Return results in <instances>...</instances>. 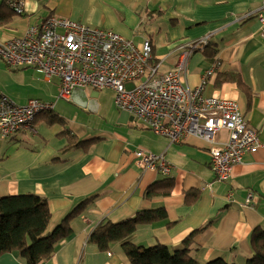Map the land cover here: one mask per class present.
Returning a JSON list of instances; mask_svg holds the SVG:
<instances>
[{
	"label": "crops",
	"instance_id": "crops-1",
	"mask_svg": "<svg viewBox=\"0 0 264 264\" xmlns=\"http://www.w3.org/2000/svg\"><path fill=\"white\" fill-rule=\"evenodd\" d=\"M263 4L264 0H25V13L0 25V42L22 35L30 24L50 15L112 29L136 44L150 38L163 72L178 67L190 43L208 37L209 42L218 44L217 56L193 50L187 58V84L197 86L203 74L214 67L204 94L237 100L260 138L259 146L234 165L225 181L217 179L211 167V144L205 139L191 135L172 142L142 123L128 132L104 131L86 137L80 136L86 131L82 123L70 126L57 112L72 133L82 139L99 137V141L89 149L63 151L69 142L58 135L62 125L51 126L43 119L15 136L0 139V194L33 192L47 196L51 229L83 198H94L72 221L71 235L60 241L51 258L39 264H128L122 244L102 250L89 242L90 233L104 219L119 222L138 210L159 206L165 207L167 218L140 225L133 242L147 246L162 243L176 249L187 234L204 226L191 245L201 264L214 258L247 264L252 252L251 232L257 226L264 227V24L258 19ZM216 58L218 62L213 63ZM4 69L0 57V72ZM225 70L239 73L254 91L250 108L249 97L237 83L215 85L217 72ZM31 72L38 83L49 87L47 96L60 91L57 77L47 79L36 70ZM7 87L0 79V93L12 99ZM100 90L91 87L86 92H98L96 99L101 102ZM128 122L130 129L135 128L134 122ZM227 137V131H220L214 145H223ZM139 147L162 154L173 164L169 177L174 188L170 195L146 196L148 186L164 175L139 166L134 155ZM249 194L252 196L247 201ZM0 264L27 261L18 251H12L0 256Z\"/></svg>",
	"mask_w": 264,
	"mask_h": 264
},
{
	"label": "built area",
	"instance_id": "built-area-1",
	"mask_svg": "<svg viewBox=\"0 0 264 264\" xmlns=\"http://www.w3.org/2000/svg\"><path fill=\"white\" fill-rule=\"evenodd\" d=\"M24 1L6 0L18 14L25 13ZM258 16L264 24V4ZM208 40L205 37L190 43L178 67L163 72L150 38L136 44L112 29L50 15L30 24L22 35L0 42V57L12 68L28 66L47 79L57 77L60 98L71 101L76 88L87 86L112 89L118 108L142 120L154 133L172 142L191 135L205 139L211 144V167L217 179L225 181L231 177L234 165L259 146L260 138L237 100L204 94L214 67L203 74L197 86L187 84V58ZM129 83L133 86L128 87ZM52 110L53 102L31 98L19 105L0 93V138L31 128L39 113ZM223 130L228 133L226 142L214 145L216 135ZM134 155L145 170L164 176L172 171L173 164L162 154L139 147Z\"/></svg>",
	"mask_w": 264,
	"mask_h": 264
},
{
	"label": "trees",
	"instance_id": "trees-1",
	"mask_svg": "<svg viewBox=\"0 0 264 264\" xmlns=\"http://www.w3.org/2000/svg\"><path fill=\"white\" fill-rule=\"evenodd\" d=\"M22 14H18L9 7L6 0L0 5V25H7ZM218 44L208 42L198 46L208 57L217 56ZM194 50V51H195ZM218 59L213 63H217ZM225 82H235L249 97L248 106L251 107L254 91L243 81L237 72L219 71L215 77V85L220 87ZM39 119L48 125H62L59 136L65 137L68 144L62 150L79 147L89 149L98 138L82 139L67 127L66 119L55 112L43 111L39 113L34 122ZM174 188L173 180L164 176L148 186L146 196L149 198L170 195ZM94 200L93 197L83 198L74 206L62 221L53 229L50 228L52 212L49 207L48 197L42 194L27 192L13 195L0 194V256L2 254L18 251L27 264H39L42 260L51 258L60 241L71 235L72 221L81 216ZM167 218L165 207L159 206L151 209L138 210L134 216L119 222L102 220L90 233L89 242L95 243L102 250L108 251L112 244H122L127 256L128 264H201L191 248L195 235L204 226L191 231L181 241L176 249L157 243L155 245L137 244L132 241V236L140 225L152 224ZM251 255L247 264H264V227H255L250 236ZM204 264H229L223 258H214Z\"/></svg>",
	"mask_w": 264,
	"mask_h": 264
},
{
	"label": "rangeland",
	"instance_id": "rangeland-1",
	"mask_svg": "<svg viewBox=\"0 0 264 264\" xmlns=\"http://www.w3.org/2000/svg\"><path fill=\"white\" fill-rule=\"evenodd\" d=\"M3 60L5 69L0 72V79L4 83L8 84V87L12 99L19 105H22L29 97L44 100L46 102H53L54 109L61 115H64L70 126L74 125V122L82 123L86 129L85 133L80 136H92L99 135L106 132H117V130L128 132L134 130L138 126L145 124L139 118L132 121L135 128L130 129L127 123H121L119 121L121 109L115 103L116 93L112 89H102L101 102L99 103L98 110L83 108L76 104L73 100L69 101L59 97L60 91H54L52 95H46L49 93V87L43 86V83H38L35 80V74L31 71H35L34 68L28 66H22L19 68H12ZM34 74V76H32ZM40 78H43L40 74H37ZM87 91L91 86L86 87ZM101 103V105H100ZM137 124V125H136ZM15 136V135H14ZM62 138V137H61ZM1 139V138H0ZM62 221V220H61Z\"/></svg>",
	"mask_w": 264,
	"mask_h": 264
},
{
	"label": "water",
	"instance_id": "water-1",
	"mask_svg": "<svg viewBox=\"0 0 264 264\" xmlns=\"http://www.w3.org/2000/svg\"><path fill=\"white\" fill-rule=\"evenodd\" d=\"M139 82V81H137ZM133 83H129L128 87H132ZM98 92L96 94L91 93L87 94L86 90L83 88H76L71 97V101L73 100L76 104L89 109L98 110L99 103L96 99ZM134 116H132L129 112L122 110L120 113L119 121L121 123H127L128 121H133Z\"/></svg>",
	"mask_w": 264,
	"mask_h": 264
}]
</instances>
